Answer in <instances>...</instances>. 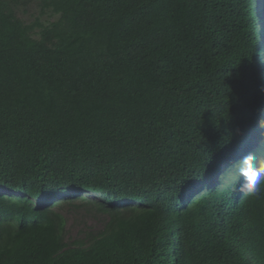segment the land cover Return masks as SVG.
Returning a JSON list of instances; mask_svg holds the SVG:
<instances>
[{
  "label": "trees",
  "instance_id": "16d2710c",
  "mask_svg": "<svg viewBox=\"0 0 264 264\" xmlns=\"http://www.w3.org/2000/svg\"><path fill=\"white\" fill-rule=\"evenodd\" d=\"M256 7L0 0V264H264V197L216 181L264 120Z\"/></svg>",
  "mask_w": 264,
  "mask_h": 264
},
{
  "label": "clouds",
  "instance_id": "9594fccd",
  "mask_svg": "<svg viewBox=\"0 0 264 264\" xmlns=\"http://www.w3.org/2000/svg\"><path fill=\"white\" fill-rule=\"evenodd\" d=\"M257 4L260 19L264 23V0H252ZM263 45L262 50L264 53V35L262 36ZM261 128L254 133L247 143L242 147L239 152L236 162L230 167L225 168L218 176L216 181L223 175H228L227 180L236 178L234 183L239 184L240 196H248L251 198L259 199L264 197V149L254 148L260 147L259 145L264 141V120L260 121ZM232 175V176H230Z\"/></svg>",
  "mask_w": 264,
  "mask_h": 264
},
{
  "label": "rangeland",
  "instance_id": "374dc122",
  "mask_svg": "<svg viewBox=\"0 0 264 264\" xmlns=\"http://www.w3.org/2000/svg\"><path fill=\"white\" fill-rule=\"evenodd\" d=\"M19 15L23 20L27 22L34 21L37 17H41L43 21L55 20V16H50V15L44 16V17L41 16L39 2H33L29 4L28 6L22 8L20 10ZM88 197H93V196L88 195ZM95 197L100 198L97 196ZM67 217H68L67 228H68L69 236L71 237V239H74L75 237L79 236L81 231L99 229L104 219V217L100 214L96 216H90V217H83L79 215L75 216L73 214L72 215L68 214Z\"/></svg>",
  "mask_w": 264,
  "mask_h": 264
}]
</instances>
